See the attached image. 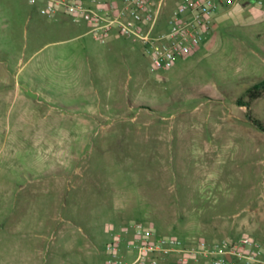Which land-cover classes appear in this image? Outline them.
Returning <instances> with one entry per match:
<instances>
[{"label":"rangeland","instance_id":"374dc122","mask_svg":"<svg viewBox=\"0 0 264 264\" xmlns=\"http://www.w3.org/2000/svg\"><path fill=\"white\" fill-rule=\"evenodd\" d=\"M87 29L0 0V264H108L129 219L264 245V95L238 104L264 78V0L168 69Z\"/></svg>","mask_w":264,"mask_h":264},{"label":"built area","instance_id":"2783aa9c","mask_svg":"<svg viewBox=\"0 0 264 264\" xmlns=\"http://www.w3.org/2000/svg\"><path fill=\"white\" fill-rule=\"evenodd\" d=\"M234 1L178 0L163 27L165 0H28L40 4L46 17L62 12L74 22L85 21L88 32L100 41L114 30L139 42L155 69H168L195 51L212 32L220 11ZM105 252L108 264H264V245L249 235L220 242L202 236L187 241L158 233L140 220H131L128 229L117 232Z\"/></svg>","mask_w":264,"mask_h":264},{"label":"trees","instance_id":"16d2710c","mask_svg":"<svg viewBox=\"0 0 264 264\" xmlns=\"http://www.w3.org/2000/svg\"><path fill=\"white\" fill-rule=\"evenodd\" d=\"M244 95L247 97V100L242 102V100L239 99V105L248 106L250 101L264 95V78L251 84L248 88H246ZM253 122L258 128L264 130V125L258 119H253Z\"/></svg>","mask_w":264,"mask_h":264},{"label":"crops","instance_id":"0c3cea01","mask_svg":"<svg viewBox=\"0 0 264 264\" xmlns=\"http://www.w3.org/2000/svg\"><path fill=\"white\" fill-rule=\"evenodd\" d=\"M236 1V0H235ZM232 6V5H231ZM231 6H228V7H226V8H223L221 11H220V13L218 14V16H217V20L219 21L221 18H223V17H226L228 14H229V9H230V7ZM39 7H40V4H39ZM246 10H248V7H247V9ZM56 15V14H55ZM217 20H216V22H217ZM76 23H83L84 25H86V27H88V25H87V23L85 22V21H81V22H76ZM215 28H216V23H215V26H214V28H213V30H212V32L209 34V36L206 38V40H204L203 42H205V41H208V42H210V41H212V38L214 37V35H215ZM88 30L89 29H87V31L86 32H88ZM202 42V43H203ZM184 58V57H183ZM130 221L131 220H138V219H129ZM128 220V221H129ZM141 221V220H140ZM145 222V221H144ZM146 223V222H145ZM147 223L148 224H150V222H148L147 221ZM127 257H129L128 255H127Z\"/></svg>","mask_w":264,"mask_h":264}]
</instances>
